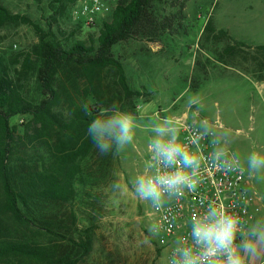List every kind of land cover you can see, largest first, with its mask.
<instances>
[{
  "label": "rangeland",
  "instance_id": "1",
  "mask_svg": "<svg viewBox=\"0 0 264 264\" xmlns=\"http://www.w3.org/2000/svg\"><path fill=\"white\" fill-rule=\"evenodd\" d=\"M86 1L0 0L12 14L32 24L0 28V56L29 100L39 99V87L36 72L22 71L21 58L38 45L43 34L64 48L97 45L99 26L90 28L73 16ZM181 1L180 10L164 0L153 6L159 21L173 25L165 34L113 48L130 87L141 93L133 100L123 98L113 72H108L103 83L116 112L133 117V140L122 147L113 140L107 151L98 148L82 163L86 183L77 189L76 204L66 207L76 212V227L55 225L51 229L55 234L41 239L64 252L71 246L70 238L90 231L93 247L80 264H169L167 250L158 253L148 235L151 220L146 213L153 202L136 192L137 178L147 175L153 164L154 129L166 120L174 127L175 120L187 116L188 122L208 132L214 153L240 160L261 195L260 211L251 227L264 222V166L255 170L248 166L253 152L264 156V50L257 48L264 45V0ZM209 20L233 40L215 39L216 34L203 36ZM30 119L29 115L16 116L11 125L21 131ZM2 225L7 237L29 236L16 223ZM0 264L21 263L5 260ZM249 264H264V249Z\"/></svg>",
  "mask_w": 264,
  "mask_h": 264
},
{
  "label": "trees",
  "instance_id": "2",
  "mask_svg": "<svg viewBox=\"0 0 264 264\" xmlns=\"http://www.w3.org/2000/svg\"><path fill=\"white\" fill-rule=\"evenodd\" d=\"M158 1L162 0H119L109 15L89 25L99 26L96 46L64 48L43 34L38 45L21 58L22 71L36 72L38 100L27 98L0 56V262L80 264L91 252L90 231L70 238L71 246L64 252L41 239L55 234L51 230L55 225L76 227V212L66 207L76 204L77 189L86 183L82 163L99 148L87 135L88 125L101 108L107 109L106 118L117 110L103 85L108 72H113L123 98L141 96L130 87L113 48L129 40L152 39L171 29V22L159 21L155 15L153 6ZM164 1L179 10L184 6L181 0ZM20 23L32 26L26 17L12 14L0 4V28ZM210 34H216L215 39L233 40L209 20L203 36ZM257 48L264 50V45ZM85 101L91 116L82 110ZM24 115L31 119L18 131L11 119ZM7 221L29 236L12 239L4 235L2 224ZM148 235L155 246L149 231Z\"/></svg>",
  "mask_w": 264,
  "mask_h": 264
},
{
  "label": "clouds",
  "instance_id": "3",
  "mask_svg": "<svg viewBox=\"0 0 264 264\" xmlns=\"http://www.w3.org/2000/svg\"><path fill=\"white\" fill-rule=\"evenodd\" d=\"M85 114L91 116L89 102L82 105ZM107 109L101 108L99 113L90 121L87 135L99 149L107 151L114 140L118 146L131 143L135 127L133 117L123 112H115L105 117ZM157 138L150 145L158 162L165 169H157L155 175H141L136 181V192L145 199H149L159 208L164 195L182 196L187 187L194 190L197 181L194 179L199 169V158L190 154L187 148L178 142L172 121L166 120L164 125L154 129ZM167 137V138H166ZM224 153H216V159ZM239 163V161H236ZM226 167L232 164L225 160ZM250 169L264 166V156L253 152L248 157ZM191 168L189 173L185 169ZM241 221L238 216L227 214L225 211L210 205L205 214L192 218L191 237L195 248L187 245L176 251L180 259H174L172 264H249L264 249V222L254 224L248 235L250 238L237 243V234L240 232Z\"/></svg>",
  "mask_w": 264,
  "mask_h": 264
},
{
  "label": "built area",
  "instance_id": "4",
  "mask_svg": "<svg viewBox=\"0 0 264 264\" xmlns=\"http://www.w3.org/2000/svg\"><path fill=\"white\" fill-rule=\"evenodd\" d=\"M119 0H87L76 8L73 16L82 20L86 25H92L99 16H107ZM178 142L183 144L190 154L199 158V169L194 177L197 181L194 190L183 189L182 196L164 195L162 204L157 208L154 204L151 211L146 213L151 220L149 233L160 251L167 250L168 263L180 259L178 248L192 245V218L206 213L209 206H215L227 214L238 216L241 221L237 243L250 238L248 233L256 220V213L260 211L258 202L261 195L252 186L248 175L241 166L240 160L229 154L216 159V153L211 150V143L207 131L188 122L187 116L175 120L174 127ZM153 164L147 175H155L157 169H165L152 154ZM227 160L232 167H226ZM239 161V163H236ZM191 173V168L185 169Z\"/></svg>",
  "mask_w": 264,
  "mask_h": 264
}]
</instances>
